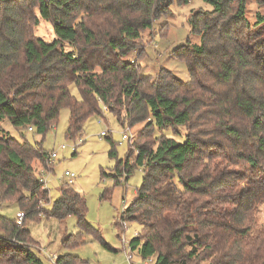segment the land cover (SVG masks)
<instances>
[{"label": "trees", "instance_id": "1", "mask_svg": "<svg viewBox=\"0 0 264 264\" xmlns=\"http://www.w3.org/2000/svg\"><path fill=\"white\" fill-rule=\"evenodd\" d=\"M190 1L0 0V122L8 120L22 139L0 126V204H16L25 215L20 225L0 216V264H43L28 225L45 216L75 217L79 231L62 238L63 248L85 243L82 231L108 247L86 221L84 196L70 185L62 184L45 209L49 192L33 163L48 171L54 164L42 141L31 145L24 136L29 128L43 136L67 108L65 135L75 139L104 106L122 126L142 124L112 175L118 184L142 171L120 216L142 226L132 250L154 264H264V228H252L264 204V15L250 23L247 0H202L212 9L188 18L200 43L187 40L172 52L189 80L165 68L154 77L143 73V33L171 17L172 4ZM40 22L50 24L52 39L37 33ZM167 28L164 22L157 34ZM179 126L183 141L166 134ZM106 140L116 158L115 143ZM84 263L72 254L56 259Z\"/></svg>", "mask_w": 264, "mask_h": 264}, {"label": "rangeland", "instance_id": "2", "mask_svg": "<svg viewBox=\"0 0 264 264\" xmlns=\"http://www.w3.org/2000/svg\"><path fill=\"white\" fill-rule=\"evenodd\" d=\"M198 9L211 10L212 5L202 0H191L184 6L172 4L171 17L156 20L151 30L143 33L141 45L144 47L146 56L138 60L143 67V73L154 77L160 68H165L172 71L181 81L189 80L185 62L176 58L172 52L185 44L187 40L194 44L200 43V36L190 33L188 21L189 16ZM257 13L264 15V6L259 7L255 0H247L246 17L250 23L255 22ZM164 22L168 23V28L165 35L161 36L157 32ZM37 33L47 39L54 37L52 27L45 22H40ZM70 89L73 95L78 96L73 85ZM68 118L69 110L63 108L59 112L57 122L43 136L31 131L24 132L28 143L34 145L42 141V147L48 153L57 151L61 145L66 146V149L57 151V157L50 165L53 167L54 164L52 171L40 166L39 162L33 163L35 173H39L46 180L49 203L45 204V209L49 210L51 203L59 196V188L63 184L59 177L66 170L73 172L76 177L70 187L84 196L87 206L86 221L99 233L108 247L104 246L95 234L82 231L85 243L71 249L63 248L62 238L79 231L75 217L68 216L63 221H59L56 218L45 216L28 225L34 240L32 248L43 264H50L45 253H55L57 257L64 254L76 255L85 262L84 264H141L143 259L137 250L131 251L133 255L131 261L127 258V251L129 250L128 242L141 232L142 226L137 222H121L120 216L124 208L133 200L136 188L142 183V171L139 168L135 169L127 180L122 179L121 176L118 184L114 183L112 175L116 161L124 159L128 151V140L122 139L123 131L125 130L126 134L132 137L129 140L131 142L138 135L142 124L127 129L126 125H120L116 118L106 110L101 116L87 120L81 136L70 139L65 135ZM0 126L8 136L22 141L18 131L8 120H2ZM102 131L108 132L107 137H111L115 143L116 158L108 156L110 146L106 136L100 135ZM176 132L169 130L166 134L183 141L185 128L179 126ZM73 146L75 150L72 149ZM132 152L134 155L133 149ZM102 170L106 173L105 176L101 175ZM17 211L16 204H0V216L15 219ZM252 228L253 232L264 228V204L258 207L253 217ZM201 263L208 264L207 261L199 262Z\"/></svg>", "mask_w": 264, "mask_h": 264}, {"label": "built area", "instance_id": "3", "mask_svg": "<svg viewBox=\"0 0 264 264\" xmlns=\"http://www.w3.org/2000/svg\"><path fill=\"white\" fill-rule=\"evenodd\" d=\"M108 110L106 106L103 107V111H106ZM101 121V120H100ZM127 129H130L127 127ZM29 131H31V128H29ZM101 136H107L108 135V132L106 131H102L100 133ZM132 137L130 135H127L125 130L123 131L122 133V139H127L128 141L131 139ZM66 149V146L65 145H61L57 151L59 150H64ZM73 150H75V146H73L72 148ZM57 151H51L50 152V155H49V159H50V162H53L55 160V158L57 157ZM75 174L73 172H70L68 170L64 171L63 174L59 177V180L63 183V184H68V185H71L74 180H75ZM39 181L41 182L42 184V189H47L46 188V180L45 178H43V176H39ZM48 190V189H47ZM24 212L23 211H17L16 212V216H15V220H16V223L18 225H20L22 223V220L24 218ZM130 242V241H129ZM128 242V247H129V250L127 251V258L129 261H131L132 259V248L130 247V244ZM45 253V252H44ZM45 255L47 256L48 258V261L50 262V264H56V255L54 254H47L45 253ZM143 262L141 264H154V258L153 257H148L146 259H143L142 260Z\"/></svg>", "mask_w": 264, "mask_h": 264}, {"label": "crops", "instance_id": "4", "mask_svg": "<svg viewBox=\"0 0 264 264\" xmlns=\"http://www.w3.org/2000/svg\"><path fill=\"white\" fill-rule=\"evenodd\" d=\"M47 254H51V253H47ZM54 254H55V253H53V255H54ZM55 255H56V254H55ZM45 257L47 258V256H46V255H45ZM45 257H44V258H45ZM56 257H57V256H56Z\"/></svg>", "mask_w": 264, "mask_h": 264}]
</instances>
